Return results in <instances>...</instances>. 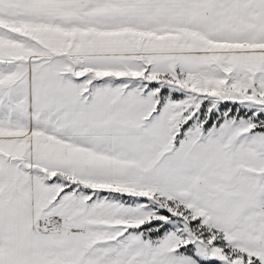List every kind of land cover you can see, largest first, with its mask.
I'll list each match as a JSON object with an SVG mask.
<instances>
[{
    "label": "snow or ice",
    "instance_id": "snow-or-ice-1",
    "mask_svg": "<svg viewBox=\"0 0 264 264\" xmlns=\"http://www.w3.org/2000/svg\"><path fill=\"white\" fill-rule=\"evenodd\" d=\"M0 264H264V0H0Z\"/></svg>",
    "mask_w": 264,
    "mask_h": 264
}]
</instances>
